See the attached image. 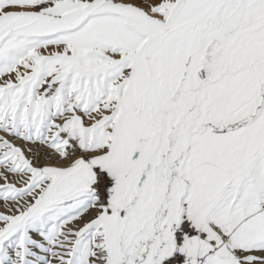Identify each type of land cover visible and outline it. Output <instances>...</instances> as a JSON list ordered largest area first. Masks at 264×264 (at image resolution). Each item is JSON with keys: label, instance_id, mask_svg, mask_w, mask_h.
Instances as JSON below:
<instances>
[{"label": "snow or ice", "instance_id": "1", "mask_svg": "<svg viewBox=\"0 0 264 264\" xmlns=\"http://www.w3.org/2000/svg\"><path fill=\"white\" fill-rule=\"evenodd\" d=\"M0 264H264V0H0Z\"/></svg>", "mask_w": 264, "mask_h": 264}]
</instances>
